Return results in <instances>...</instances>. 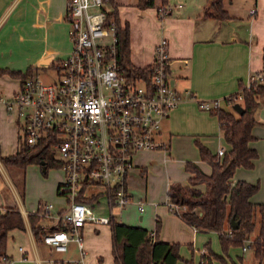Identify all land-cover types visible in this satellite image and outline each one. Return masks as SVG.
Listing matches in <instances>:
<instances>
[{"label":"crops","instance_id":"0c3cea01","mask_svg":"<svg viewBox=\"0 0 264 264\" xmlns=\"http://www.w3.org/2000/svg\"><path fill=\"white\" fill-rule=\"evenodd\" d=\"M210 1L154 0V6L141 8L138 0H115L120 25L129 26L132 62L140 67L152 65L156 44L166 38L169 43V75L184 99L162 122L160 139L168 144V150L141 151L134 159L131 183L137 185L142 180L144 195L134 199L130 190L131 202L122 208L112 209L103 196L106 208H98V205L96 211L109 219L114 217L119 222L154 232L155 238L160 241L181 244L179 253L182 259L177 264H187L186 260L191 259L199 264L202 255L209 254L210 250L224 258L214 259L213 264H243L246 260L247 249L244 247H231L228 255H225L219 232L199 231L173 213L167 196L169 186L174 181L188 184L191 173L184 169L188 161L193 160L205 173H211V165L200 157L195 142L197 139L215 154L222 147L226 151L229 149L218 117L201 109L197 99L225 98L236 93L240 85L252 75L264 72V0H225V8L230 16L223 19L204 16V8ZM163 5L169 6L171 12L161 19L158 11ZM71 49L66 0H0L1 68L23 72L29 67L56 68V64L66 58ZM6 78L13 79L9 75L0 76L1 80ZM19 86L20 79L10 94ZM222 107L234 110L227 103H223ZM256 117L257 123L252 129L254 139L250 142L259 155L254 161L255 168L264 155V96ZM5 120L9 122V118ZM19 131L18 127V135ZM182 140H186L190 148L194 141L198 155L178 154L177 158H173L172 152ZM18 143L16 151L8 155L17 152ZM0 155L8 156L2 154L1 140ZM174 163L183 167L186 177L177 175ZM2 164L0 160V168ZM150 169H158L161 174L162 200L148 192ZM251 169L239 167L233 183L239 180L256 183L255 169ZM61 184L58 182L57 190ZM200 188L204 190L205 186L201 185ZM140 201L144 202L143 210L139 208ZM251 201L255 204L264 203V195L257 192ZM116 208L120 210L117 215L113 213ZM125 210L133 212L131 219L122 218ZM20 211L25 221V229L16 231L20 232L21 245L15 251L7 250L8 259L0 258V264H49L50 260L67 261V257L77 256L75 260L80 259V251L75 243L69 246L67 252L60 253L51 249L42 239L38 241L29 223L28 215L31 213L26 216L23 209ZM254 220L255 230L246 242L250 249H253L251 242L259 237L258 212ZM82 234L88 264H115L109 223H89L83 227ZM85 258L83 264H86ZM254 258L255 264H264V255L259 260L254 251Z\"/></svg>","mask_w":264,"mask_h":264},{"label":"built area","instance_id":"2783aa9c","mask_svg":"<svg viewBox=\"0 0 264 264\" xmlns=\"http://www.w3.org/2000/svg\"><path fill=\"white\" fill-rule=\"evenodd\" d=\"M107 4L108 0H66L72 49L56 64L57 79L43 82L28 77L20 80L9 98L0 96L15 115L23 141L30 147L49 148L51 156L62 161L64 181L58 192L65 197L66 206L59 211L52 203L40 207L53 220L51 227H58L43 235V242L60 253L67 252L72 243L80 251V259L65 264L84 263L85 225L109 223L108 216L96 211L100 197L108 200L111 209L131 202L128 178L136 155L168 150L160 139L162 122L184 99L169 75L166 38L155 47L153 69L147 78L132 79L123 73L118 61L121 25L115 18L107 19ZM158 12L163 19L171 8L163 5ZM255 85H264V72L252 75L232 95L197 99V103L209 112L221 108L223 102L233 106L243 100L244 88ZM225 151L222 147L218 154ZM143 205L140 201V210Z\"/></svg>","mask_w":264,"mask_h":264},{"label":"trees","instance_id":"16d2710c","mask_svg":"<svg viewBox=\"0 0 264 264\" xmlns=\"http://www.w3.org/2000/svg\"><path fill=\"white\" fill-rule=\"evenodd\" d=\"M110 7L105 8L107 19L115 18L117 11L115 0H108ZM225 0H211L204 8V16L212 18H227L229 12L225 8ZM138 6L148 8L154 6V0H138ZM118 42V61L123 73L132 79L148 77L153 66L140 67L131 60L129 26H120ZM36 68L29 67L25 72L0 67V76L9 75L23 80L35 75ZM243 83L240 88L243 87ZM244 98L240 101L244 112L221 107L212 113L218 117L223 137L229 149L224 155L213 153L200 140H196L200 157L211 165V173H205L198 164L188 161L185 171L191 173L188 184L173 182L167 191L171 211L179 215L187 223L199 231H216L220 233L222 251L228 255L231 247H244L249 236L255 230V214H259V237L251 242L257 259L264 255V203L255 204L251 197L258 192L259 183H249L239 180L233 183V177L239 167L253 168L258 152L250 146L254 139L252 129L257 123L256 113L260 100L264 96V85L244 88ZM1 162L6 167L21 168L25 171L29 164L44 162L47 173L49 168H61L62 161L54 159L50 149L45 146H28L19 133L18 150L13 155L1 156ZM204 185L205 189L200 186ZM92 200V199H91ZM40 210V209H39ZM28 215L30 226L38 241L47 232L58 229L41 227L38 223V213ZM239 222L237 228H232L231 220ZM112 232V251L115 264H177L182 259L180 244L152 239L147 229L132 226L117 221L114 217L109 221ZM160 221H157V231ZM24 230L25 221L17 206L6 207L0 213V258L8 259V239L12 230ZM156 234V233H154ZM247 246V245H246ZM249 246V245H248ZM224 259L213 253H204L199 264H213L214 259ZM187 264H195L186 260ZM55 264H65L62 260H55Z\"/></svg>","mask_w":264,"mask_h":264},{"label":"rangeland","instance_id":"374dc122","mask_svg":"<svg viewBox=\"0 0 264 264\" xmlns=\"http://www.w3.org/2000/svg\"><path fill=\"white\" fill-rule=\"evenodd\" d=\"M107 7H110V4H107ZM34 77L39 78L43 82H53L57 79V70L56 68L44 69L42 67H38L35 71ZM17 85H18V79H14V78L13 79L6 78L5 80L0 79V91H1L0 96L2 97V99L6 100L7 98H9L11 96L10 94L11 91L15 89ZM6 117L9 118L8 123L5 120ZM17 125L18 123L15 124V115L10 113L6 108V105L0 100V140L2 142V154L4 155L12 154L16 151L17 143L19 140L18 139L19 126L17 127ZM186 142H187L186 140H182L178 144V146L175 147V149L173 148L174 149V151L172 152L173 158H177L178 154L198 155L197 152L198 149L195 145V142L193 141L192 148H190L189 145L186 144ZM52 149L55 148L52 147ZM174 165L177 175L180 177H186L183 167H180L175 163ZM245 169H251V168H245ZM251 170H254L256 183H259L260 185L258 192L264 195V155L260 158V164H258L256 168L254 167ZM130 175L128 178L129 187L134 194V199H138V197L144 195L141 186L142 180H139V184L137 185L135 183H131ZM63 181H64V173L62 169L58 167L49 168L47 173H44L41 164H35V163L29 164L25 169V171L21 168L6 167L4 164H2V167L0 168V208L2 209V211H4L6 207L17 206L18 208H20V210L23 209L26 212V216L31 212H35V210L39 208L40 210L38 213V218H39L38 223L41 227H45L49 229L51 225H53L52 224L53 220H51L50 217H47V215H44L43 208L40 206L43 204L52 203L55 206L54 208L55 211H58L61 209V207L66 206L65 197L62 194H60L57 190L58 182H63ZM174 182H180V181H174ZM162 183L163 182L161 180V174H159L158 169H153V170L150 169V181H149L148 192L149 194L154 195L156 198L160 200L164 199L163 198L164 196H162V192H161ZM93 190L98 191V188H95ZM91 192L92 191H88V193ZM105 200L106 199L102 196L101 203L99 204L100 207L98 208L101 209L106 208ZM119 212H120L119 208L118 209L116 208L114 209L113 213L117 215ZM132 215L133 212L131 210H125L123 212L122 218L129 220L131 219ZM16 231L19 230L15 229L14 231H11L9 234L8 249H7L9 252L15 251L16 248L18 249V246L21 245L19 238L20 232H16ZM181 247L182 246L180 244V249ZM85 251L87 252L86 248ZM245 254H246L245 255L246 260L243 264H255L254 250L247 248ZM85 257H86L85 258L86 264H88L87 254L85 255ZM77 258L78 256L75 258L67 257L66 259L68 261V260H75Z\"/></svg>","mask_w":264,"mask_h":264},{"label":"water","instance_id":"95a60500","mask_svg":"<svg viewBox=\"0 0 264 264\" xmlns=\"http://www.w3.org/2000/svg\"><path fill=\"white\" fill-rule=\"evenodd\" d=\"M234 110L239 113L242 114L244 112V109L242 107V105L240 103H236L233 105ZM42 168L45 171L46 170V166L44 164V162H41ZM0 213H1V209H0ZM231 226L232 228H237L239 226V222L235 221L234 218L231 220Z\"/></svg>","mask_w":264,"mask_h":264}]
</instances>
